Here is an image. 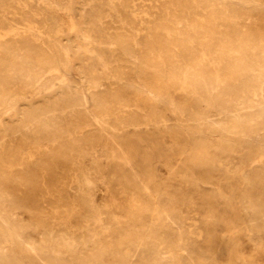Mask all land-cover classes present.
<instances>
[{"label":"rangeland","instance_id":"obj_1","mask_svg":"<svg viewBox=\"0 0 264 264\" xmlns=\"http://www.w3.org/2000/svg\"><path fill=\"white\" fill-rule=\"evenodd\" d=\"M0 97V264H264V0H0Z\"/></svg>","mask_w":264,"mask_h":264},{"label":"bare ground","instance_id":"obj_2","mask_svg":"<svg viewBox=\"0 0 264 264\" xmlns=\"http://www.w3.org/2000/svg\"><path fill=\"white\" fill-rule=\"evenodd\" d=\"M22 7V6H21ZM190 9V8H189ZM17 11V10H16ZM196 11V10H195ZM24 13V12H23ZM27 15V14H26ZM181 20V19H180ZM32 24V23H31ZM35 25V24H34ZM56 30V29H55ZM174 49V48H173ZM157 50V49H156ZM159 50V49H158ZM167 50H168V48H167ZM170 50V49H169ZM176 50V49H175ZM117 54V53H116ZM176 54V53H175ZM42 55V54H41ZM177 55V54H176ZM112 57V56H111ZM122 57V56H121ZM43 61V60H42ZM176 61V60H175ZM46 62V61H45ZM167 62H168V60H167ZM171 62V61H170ZM123 63V62H122ZM123 65V64H122ZM126 65V64H125ZM203 65V64H202ZM124 66V65H123ZM194 66V65H193ZM152 67V66H151ZM175 67V66H174ZM158 68V67H157ZM126 69V68H125ZM204 69V68H203ZM128 70V69H127ZM161 70V69H160ZM216 70V69H215ZM189 71V70H188ZM194 71V70H193ZM37 72V71H36ZM192 72V71H191ZM204 72V71H203ZM39 73V72H38ZM184 73H185V71H184ZM198 73V72H197ZM47 75V74H46ZM129 75V74H128ZM133 76V75H132ZM203 75H201V77H202ZM37 77V76H36ZM131 77V76H130ZM204 77V76H203ZM217 77V76H216ZM151 78H152V75H151ZM189 78V77H188ZM132 79V78H131ZM141 79V78H140ZM190 79V78H189ZM101 80V79H100ZM188 80V79H187ZM203 80V79H202ZM102 82V81H101ZM77 84V83H76ZM110 86H112V85H110ZM38 87H40V86H38ZM113 87V86H112ZM111 88V87H110ZM261 91V90H260ZM114 93V92H113ZM115 94V93H114ZM94 96V95H93ZM104 96V95H103ZM15 97V96H14ZM115 97V96H114ZM1 98V97H0ZM152 98V97H151ZM107 99V98H106ZM96 100V99H95ZM111 100V103L113 102V100L112 99H110ZM117 100V99H116ZM121 100V99H120ZM9 101V100H8ZM119 101V100H118ZM107 102H109V101H107ZM101 103V102H100ZM98 104V103H97ZM102 104V103H101ZM113 104V103H112ZM93 105V104H92ZM92 107V106H91ZM102 107V106H101ZM103 108V107H102ZM102 108H100V109H102ZM104 108H105V106H104ZM108 108V107H107ZM97 109V108H96ZM93 110V109H92ZM95 111H97V110H95ZM84 115V114H83ZM89 119H90V117H89ZM212 119V118H211ZM52 123V122H51ZM69 136V135H68ZM133 138V137H132ZM17 159V158H16ZM17 163H19V162H17ZM19 168V167H18ZM20 170V169H19ZM4 172V171H3ZM7 175H9V174H7ZM24 175V174H23ZM8 177V176H7ZM27 177V176H26ZM18 178V177H17ZM23 178V177H22ZM27 179V178H26ZM11 180H12V178H11ZM5 183H6V181H5ZM68 235V234H67ZM28 250V249H27ZM32 256V255H31ZM35 256V255H34ZM53 256V255H52ZM51 259V258H50ZM2 262V261H1ZM4 263V262H3Z\"/></svg>","mask_w":264,"mask_h":264}]
</instances>
